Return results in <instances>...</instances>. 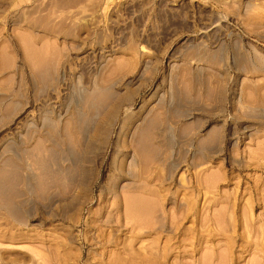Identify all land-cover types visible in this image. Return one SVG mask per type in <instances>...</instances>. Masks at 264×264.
Returning <instances> with one entry per match:
<instances>
[{
  "label": "rangeland",
  "instance_id": "obj_1",
  "mask_svg": "<svg viewBox=\"0 0 264 264\" xmlns=\"http://www.w3.org/2000/svg\"><path fill=\"white\" fill-rule=\"evenodd\" d=\"M0 264H264V0H0Z\"/></svg>",
  "mask_w": 264,
  "mask_h": 264
},
{
  "label": "bare ground",
  "instance_id": "obj_2",
  "mask_svg": "<svg viewBox=\"0 0 264 264\" xmlns=\"http://www.w3.org/2000/svg\"><path fill=\"white\" fill-rule=\"evenodd\" d=\"M95 131V130H94ZM144 210V209H143ZM225 255V254H224ZM255 263V262H254Z\"/></svg>",
  "mask_w": 264,
  "mask_h": 264
}]
</instances>
